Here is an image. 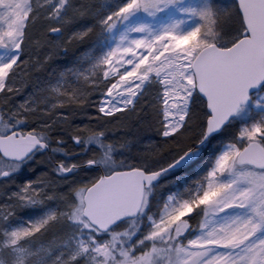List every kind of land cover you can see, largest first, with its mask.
Listing matches in <instances>:
<instances>
[{
    "label": "snow or ice",
    "instance_id": "obj_1",
    "mask_svg": "<svg viewBox=\"0 0 264 264\" xmlns=\"http://www.w3.org/2000/svg\"><path fill=\"white\" fill-rule=\"evenodd\" d=\"M262 82L264 0H0V264H264Z\"/></svg>",
    "mask_w": 264,
    "mask_h": 264
},
{
    "label": "rangeland",
    "instance_id": "obj_2",
    "mask_svg": "<svg viewBox=\"0 0 264 264\" xmlns=\"http://www.w3.org/2000/svg\"><path fill=\"white\" fill-rule=\"evenodd\" d=\"M226 2H227V0H226ZM91 44H92L91 41H86L85 43H83L81 45H78V46H75V47L71 48L72 49V50L70 49L72 51L71 52V55H69V57H67V58H65V57L62 58V62L60 63V65H58L57 67H55L56 68L55 70H50L48 73L38 72V73L35 74L36 77L39 80H41V81H48L49 79H53V82H54L55 75L58 74L60 71L66 69L68 67L73 66V64L76 61L77 57H79L86 49H88L89 47H91ZM30 90H31L30 88L29 89H26L25 94L28 91H30ZM258 92H264V86ZM257 93H255L253 95V98L254 99L256 98V94ZM23 98L24 97L22 95V96L17 97L16 100H17V102H19ZM90 110H92V109H90ZM249 113H251L252 117H255L258 114L257 113V110H255L253 108L252 102H250L249 105L245 108L244 113L242 114V117L240 119H236L235 118L236 123H234L233 125H231L232 126V129L235 130V128L237 127V125L240 124V123H242L243 120L245 118H247V116H248ZM134 133H135V130L129 131L127 134L128 135H134ZM150 135L154 137V133H152ZM228 136H225V137H223V136L220 137L219 136L218 138H216L213 142H211L210 144H208V147L203 148V150H202L203 151V155L201 157H199L195 162H193L192 164H190L186 168V170L184 172H182V173H175L174 175H183V173H188L189 174V178H191L192 175H193V169L196 167V165L198 163H200V161L202 159H204L205 157H207L210 154V152H213L215 150H218V146H217V148L214 149L213 148V145H216L218 141H222L224 139H227ZM43 170H44L43 168L37 167L36 168V174L38 175L39 172H41ZM33 178H35V176H34L33 173H29V172L25 171L23 174H21L18 177V182L19 183H23V182H26L28 179H33ZM20 215L26 217L28 215V213L27 212L21 213Z\"/></svg>",
    "mask_w": 264,
    "mask_h": 264
},
{
    "label": "trees",
    "instance_id": "obj_3",
    "mask_svg": "<svg viewBox=\"0 0 264 264\" xmlns=\"http://www.w3.org/2000/svg\"><path fill=\"white\" fill-rule=\"evenodd\" d=\"M72 50V49H71ZM71 50H69L67 53H61L58 57H56V58H54L49 64H48V66L46 67V69L44 70V71H42V72H45V73H48L50 70H55L56 68L55 67H57L58 65H60V63L62 62V58H67V57H69V55H71ZM90 109H88V112L89 113H93V111L92 110H90ZM76 124H81V123H87L88 121L85 119V118H80V117H78V118H76L75 119V121H74ZM133 130H135V129H133ZM133 130H131V131H133ZM232 131H235L234 129H232V126H230V129H229V131L228 132H225V133H221V134H219L218 136H216V137H214V138H212L211 139V141L209 142V144L211 143V142H213L216 138H218L219 136L220 137H225V136H228V135H230L231 134V132ZM186 170V168L185 169H183V170H181V171H179V172H176V173H182V172H184Z\"/></svg>",
    "mask_w": 264,
    "mask_h": 264
},
{
    "label": "water",
    "instance_id": "obj_4",
    "mask_svg": "<svg viewBox=\"0 0 264 264\" xmlns=\"http://www.w3.org/2000/svg\"><path fill=\"white\" fill-rule=\"evenodd\" d=\"M263 86H264V82L261 83V85L259 86L258 89H252V90H250V93H249V94H250V95H254V94L257 93V92H258ZM249 103H250V102H249ZM248 105H249V104H248ZM248 105H247V106H248ZM247 106H246V107H247ZM233 119H234V118H233ZM179 170H181V169H179ZM179 170H177V171H179Z\"/></svg>",
    "mask_w": 264,
    "mask_h": 264
}]
</instances>
